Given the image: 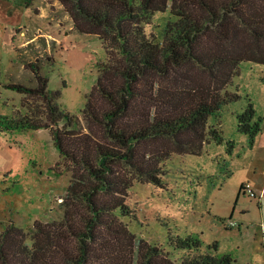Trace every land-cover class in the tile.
<instances>
[{
  "label": "trees",
  "instance_id": "obj_1",
  "mask_svg": "<svg viewBox=\"0 0 264 264\" xmlns=\"http://www.w3.org/2000/svg\"><path fill=\"white\" fill-rule=\"evenodd\" d=\"M57 1L78 32L98 37L105 55L81 118L60 106L58 90L47 87L33 62L34 84L4 85L40 101L24 113H0V129L46 128L70 174L61 218L34 220L28 243L12 221L3 225L0 264H235L228 253L204 250L195 234L167 231L168 245L180 251L173 261L120 216L130 213L124 196L133 180L161 187L162 159L197 154L206 138L222 141L207 116L238 97L226 86L239 62L264 63V0ZM165 10L171 17L161 37L146 35L143 24ZM253 111L247 100L235 113L248 145L260 128ZM150 142L158 146L142 147ZM232 144L226 141V152Z\"/></svg>",
  "mask_w": 264,
  "mask_h": 264
},
{
  "label": "rangeland",
  "instance_id": "obj_2",
  "mask_svg": "<svg viewBox=\"0 0 264 264\" xmlns=\"http://www.w3.org/2000/svg\"><path fill=\"white\" fill-rule=\"evenodd\" d=\"M23 2L0 0V113H24L39 103L35 96L4 87L34 84L33 62L47 87L58 90L60 106L81 118L104 48L95 34L72 26L59 1ZM170 17L167 10L155 11L143 24L145 34L159 39ZM226 89L238 97L206 120L222 141L206 138L197 154H169L160 161L163 186L133 180L125 192L130 213L120 216L121 222L136 237L160 244L173 261L180 251L168 245L167 231L180 237L195 234L204 250L228 253L235 264H264V63L239 62ZM247 100L254 116H260L250 145L235 129V113ZM227 140L233 142L229 152ZM150 143L142 147L156 144ZM69 174L46 128L0 129V231L12 221L28 243L34 220L61 218L59 201ZM245 182L256 196L239 189Z\"/></svg>",
  "mask_w": 264,
  "mask_h": 264
},
{
  "label": "built area",
  "instance_id": "obj_3",
  "mask_svg": "<svg viewBox=\"0 0 264 264\" xmlns=\"http://www.w3.org/2000/svg\"><path fill=\"white\" fill-rule=\"evenodd\" d=\"M242 188H243V191L247 192L249 195L256 196V194L254 193V190L251 188L249 183H247V182L242 183Z\"/></svg>",
  "mask_w": 264,
  "mask_h": 264
}]
</instances>
